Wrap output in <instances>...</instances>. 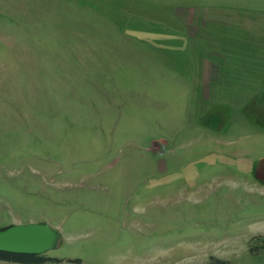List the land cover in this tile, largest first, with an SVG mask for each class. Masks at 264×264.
<instances>
[{
	"label": "rangeland",
	"instance_id": "1",
	"mask_svg": "<svg viewBox=\"0 0 264 264\" xmlns=\"http://www.w3.org/2000/svg\"><path fill=\"white\" fill-rule=\"evenodd\" d=\"M36 221L43 264H264V0H0V227Z\"/></svg>",
	"mask_w": 264,
	"mask_h": 264
},
{
	"label": "water",
	"instance_id": "2",
	"mask_svg": "<svg viewBox=\"0 0 264 264\" xmlns=\"http://www.w3.org/2000/svg\"><path fill=\"white\" fill-rule=\"evenodd\" d=\"M61 232L46 221L11 223L0 227V250L44 254L58 247Z\"/></svg>",
	"mask_w": 264,
	"mask_h": 264
},
{
	"label": "trees",
	"instance_id": "3",
	"mask_svg": "<svg viewBox=\"0 0 264 264\" xmlns=\"http://www.w3.org/2000/svg\"><path fill=\"white\" fill-rule=\"evenodd\" d=\"M50 258L45 254L15 253L0 250V260L22 264H43ZM216 262H219L216 260Z\"/></svg>",
	"mask_w": 264,
	"mask_h": 264
}]
</instances>
